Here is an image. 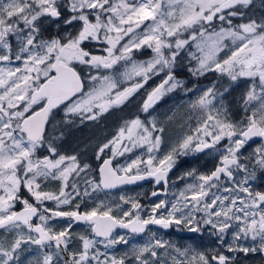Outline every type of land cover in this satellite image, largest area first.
Segmentation results:
<instances>
[{
  "label": "snow or ice",
  "instance_id": "snow-or-ice-1",
  "mask_svg": "<svg viewBox=\"0 0 264 264\" xmlns=\"http://www.w3.org/2000/svg\"><path fill=\"white\" fill-rule=\"evenodd\" d=\"M253 2L0 0V264H21V253L33 246L29 264H128L129 257L134 264H235L240 253L264 258V192L251 188L256 171L264 173V143L242 157L252 138H264V15L249 13ZM146 51L147 59L136 58ZM185 70L190 77L251 81L241 120L229 119L215 82L188 88ZM154 79L160 82L139 106L149 118L125 120L98 146V179L89 164L60 154L47 140V125L61 108L66 125L74 118L98 121ZM181 89L202 91L189 105L200 115L165 152V127L150 110ZM41 150L47 154L38 155ZM206 151L219 156L214 169L182 173L177 179L189 182L160 199L175 186L169 176L180 158ZM142 181L153 184L151 193L93 199ZM49 182L59 188L46 190ZM145 196L147 206L139 199ZM88 200L95 206L87 207ZM57 221L67 226L57 230ZM78 223L89 234L74 236ZM152 226L182 227L196 238L207 231L216 247L180 248L152 233L121 256L107 251ZM74 241L79 247L70 251Z\"/></svg>",
  "mask_w": 264,
  "mask_h": 264
},
{
  "label": "flooded vegetation",
  "instance_id": "flooded-vegetation-1",
  "mask_svg": "<svg viewBox=\"0 0 264 264\" xmlns=\"http://www.w3.org/2000/svg\"><path fill=\"white\" fill-rule=\"evenodd\" d=\"M264 5V0H254L253 6L249 9V13H254L256 16L264 15V12L262 10V6ZM151 55L150 51H146L144 56H139L137 54V59H147ZM122 69H117V71H120ZM87 69H84V72L87 73ZM163 77H161L162 79ZM182 79L187 80V82L192 83L193 80H197L198 82L202 81V77L196 78V77H190L187 74V71L182 74ZM188 78V79H187ZM160 82L159 79L152 80L147 88L145 90H142L138 95L135 96L134 99L131 100L130 103H127L126 105L120 106L119 108H114L110 110L108 113L104 114L98 121H92V122H85L84 124H81L79 118H74L75 123L72 125H66L64 123V110L63 108L60 109L58 113H56L55 118L52 120L50 124L47 125V140L53 141L54 144L57 146L58 151L60 154L72 156L76 155L78 159L81 161V163H87L90 165L91 169L93 170L90 175H95L98 179V169L102 161H97L95 158V152L98 150V146L102 143L106 142L107 139H111L112 135L115 134L116 130L119 128V126L125 121L130 120L134 118L136 115H139L142 120H147V115L144 113H140L139 110H133V105L136 103L143 102V99L146 96V92L148 90H151L152 87H154L156 84ZM179 90L175 91V93H178ZM170 94L168 96H164L158 103L157 107L164 106L169 100H170ZM155 106V107H156ZM257 142L264 143V138H258L254 139L248 142L246 146L257 144ZM208 152V151H206ZM205 152V153H206ZM47 153L44 150H41L38 155H46ZM111 153H107L105 158H107L108 155ZM139 153L136 152L135 155H138ZM204 154V153H203ZM203 154H196L197 158H184L181 157L178 165L175 167V169L170 173L169 176V183L170 185L172 182H175L174 187H170L169 193L167 195H161L160 199H170L173 194L178 193L180 189H182L186 183L189 181L181 182L177 178L180 176L179 172L184 173L192 168H196L199 172H203V170H206L205 172H210L212 169H214L216 163H210V162H203L199 159ZM124 159L118 158V163H122ZM249 170L251 171V165H249ZM256 179L251 182V188L253 192L255 191H262L264 192V173H262L260 170H257L256 173ZM243 173H241V176H238L237 179H242ZM161 187H163L161 185ZM59 188V184L55 182H49L46 190H57ZM153 190V184L151 182H138L137 185H125L121 186L119 189H113L111 192L107 193L106 195L104 193H96L93 196V199L96 197H99L100 199H108V200H116L119 201V197L121 194H128V195H136L137 193H151ZM140 203L144 205L149 204V200L147 197H139ZM79 203V201H77ZM95 206L92 200H88L87 207H93ZM19 207H17V210H19ZM48 207H55V205L51 202L48 203ZM75 204L71 206V208H74ZM68 206H64L63 210H71ZM84 210L83 208L81 209ZM57 230L66 227L67 224L64 221H57L53 225ZM72 232L74 236H78L80 234L87 235L90 232V229L82 223L75 224ZM124 230H117L116 235L123 234ZM152 233L156 234L157 238L163 239L165 241H169L172 244L176 245L177 247L184 248L188 245H193L198 250L210 249L216 247V241L214 238H211L208 236L207 231L203 234L202 237L196 238L192 234L188 233L186 229H183L182 227L178 228L176 226L171 227L170 229H162L158 226H152L149 231L145 234H141L138 236H129V243L127 246L120 244L117 245L114 249L107 250L110 253H114L117 256H121L126 252H129L130 249L134 245H142L149 236L152 235ZM5 234L0 231V237H3ZM226 240H231V233L229 232L226 236ZM79 247L78 241H74L70 251L73 249H76ZM101 251H105L103 248V245L100 246ZM36 253V249L34 246L32 247V250L29 251L27 247L25 250L21 253V264H29V261L33 259L34 255ZM261 260H250V255L245 258L243 253H240L236 256L235 264H264V258H262L259 254L257 255ZM165 259H168V257H164ZM128 264H134V261L129 257Z\"/></svg>",
  "mask_w": 264,
  "mask_h": 264
},
{
  "label": "rangeland",
  "instance_id": "rangeland-1",
  "mask_svg": "<svg viewBox=\"0 0 264 264\" xmlns=\"http://www.w3.org/2000/svg\"><path fill=\"white\" fill-rule=\"evenodd\" d=\"M262 6V10L264 12V5ZM188 79V78H187ZM188 88L193 89H200L204 90L207 87L211 86L214 82L217 86V91L224 93L222 97V103L226 107L228 111V117L233 122L241 120V118L244 115V109L242 106V96L247 92L251 85V81L240 79L236 82L230 81L227 77H220L218 74H207L202 77V81L198 82L197 80H193L192 83L187 82ZM227 89V91H225ZM170 94V100L161 107H155L154 111L150 110L151 116L156 117L159 121L162 122L163 126L165 127V133H164V139L166 142V146L164 148V151L166 152L168 150L167 145L174 142L175 139L182 134L183 131H186L189 122H191L192 126H195L196 119L199 117V112H190L189 111V105L190 103L197 99L199 95L202 94V91H196L193 90V92L190 95H186L184 91L181 89L178 91V93L172 92ZM167 94L166 96H168ZM136 103L133 105V110H139V106L142 104ZM218 101V106H219ZM147 118L148 117V114ZM173 117L172 121H167V117ZM227 144V140L223 141L219 147L223 148L224 145ZM260 142H257V144H252L249 146H246L242 152V157L248 156L249 153H252L254 149L260 145ZM139 153V151H137ZM140 155V153L138 154ZM134 158V157H132ZM186 158V157H184ZM190 158V157H188ZM197 158V155H196ZM193 159V158H190ZM201 161L215 163L217 160H219V156L216 155L213 152H206L201 157H199ZM125 160L122 162L124 163ZM206 170H203L205 172ZM181 172H179V175L181 176ZM241 176V175H240ZM205 250V248L203 249ZM258 255V254H257ZM257 255H250V260H261Z\"/></svg>",
  "mask_w": 264,
  "mask_h": 264
},
{
  "label": "water",
  "instance_id": "water-1",
  "mask_svg": "<svg viewBox=\"0 0 264 264\" xmlns=\"http://www.w3.org/2000/svg\"><path fill=\"white\" fill-rule=\"evenodd\" d=\"M258 138H260V137H254V138H252V140H254V139H258Z\"/></svg>",
  "mask_w": 264,
  "mask_h": 264
}]
</instances>
